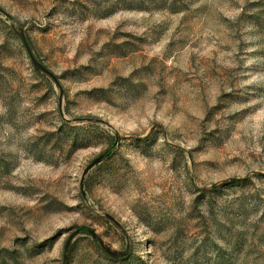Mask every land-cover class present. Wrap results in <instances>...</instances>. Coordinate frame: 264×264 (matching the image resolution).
<instances>
[{
    "label": "rangeland",
    "instance_id": "rangeland-1",
    "mask_svg": "<svg viewBox=\"0 0 264 264\" xmlns=\"http://www.w3.org/2000/svg\"><path fill=\"white\" fill-rule=\"evenodd\" d=\"M0 9V264H264V0Z\"/></svg>",
    "mask_w": 264,
    "mask_h": 264
},
{
    "label": "water",
    "instance_id": "water-1",
    "mask_svg": "<svg viewBox=\"0 0 264 264\" xmlns=\"http://www.w3.org/2000/svg\"><path fill=\"white\" fill-rule=\"evenodd\" d=\"M0 13L4 16H6L8 19L10 18L6 13H4V11H2L0 9ZM15 33L17 34V37L19 38L22 46L24 47L28 57L30 58L31 62H32V65L34 66V68L41 72L42 74L50 77L55 83H57V79L43 66L41 65L33 56L32 54V51L30 49V46H29V43H28V40L26 38V35L23 31L22 28H18L17 30H15ZM105 158V155H101L99 156L98 158H96L87 168L86 170L84 171V175H86L91 169H93L94 167H96L97 165H99L103 159ZM83 183L84 181L82 180L81 182V186L83 187ZM69 244V243H68ZM67 244V246H68ZM67 248V247H66ZM104 251L112 258H115V254L114 253H111L109 250L103 248Z\"/></svg>",
    "mask_w": 264,
    "mask_h": 264
},
{
    "label": "trees",
    "instance_id": "trees-1",
    "mask_svg": "<svg viewBox=\"0 0 264 264\" xmlns=\"http://www.w3.org/2000/svg\"><path fill=\"white\" fill-rule=\"evenodd\" d=\"M38 73H39L41 76L44 77L43 74H41L40 72H38ZM63 126H64V127H67L68 125H66V123H63ZM68 128H70V127H68ZM61 131H62V129H61ZM111 151H112V150H109V151H107V152L105 153V158L103 159V162L111 156Z\"/></svg>",
    "mask_w": 264,
    "mask_h": 264
}]
</instances>
